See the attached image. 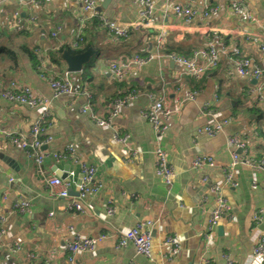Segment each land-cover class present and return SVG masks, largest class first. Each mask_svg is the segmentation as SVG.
I'll list each match as a JSON object with an SVG mask.
<instances>
[{
    "label": "crops",
    "instance_id": "obj_1",
    "mask_svg": "<svg viewBox=\"0 0 264 264\" xmlns=\"http://www.w3.org/2000/svg\"><path fill=\"white\" fill-rule=\"evenodd\" d=\"M94 1L93 11L87 12L83 0H0V89L16 82L51 99L45 135L53 139L46 149L60 152L72 145L78 154L77 160L49 155L40 171L8 137L12 132L28 134L40 108L0 99V216L5 218V242L21 244L18 252L0 249V264H200L203 258L225 264V255L251 264L253 236L264 233V173L244 161L232 166L234 148L228 139L238 135L247 142V158H264V80L239 74L235 61L249 57L264 64V0H242L241 9L232 0H175L198 10L191 19L175 12L171 0H150L149 26L142 24L144 3ZM101 19L128 26L129 35L115 39ZM80 36L85 42L74 47ZM64 46L82 49L78 53L92 47L95 54L80 72L69 73L73 92L53 97L49 81L67 72L64 50L59 52ZM212 48L218 52V65L199 78L169 56L176 52L193 57L195 51ZM26 49L36 52L37 59ZM137 54L152 58L143 66L130 64L117 79L111 63ZM197 61L206 64L208 56L199 54ZM133 91L135 97L120 109L113 128L96 124L81 111L88 102L85 93L92 94L95 115L105 117L115 99ZM151 97L163 99L172 112L161 135L143 116ZM225 120L215 135L199 131ZM115 130L120 136L128 134L129 141L116 140ZM159 146L175 172L171 186L156 173L154 150ZM198 155L212 156L214 164L194 167ZM81 162L97 168L95 178L103 186L77 211L69 204L77 197ZM70 171V196L62 197L46 178H65ZM227 173L236 186L226 182ZM214 185L222 188L231 216L210 232ZM18 199H29L31 209L16 213ZM258 210L262 212L255 220ZM142 221L153 222L149 257L133 243L118 244L122 234ZM102 233L108 237L95 249L70 259L66 245L76 234ZM168 236L179 244L173 254L164 244Z\"/></svg>",
    "mask_w": 264,
    "mask_h": 264
},
{
    "label": "built area",
    "instance_id": "obj_2",
    "mask_svg": "<svg viewBox=\"0 0 264 264\" xmlns=\"http://www.w3.org/2000/svg\"><path fill=\"white\" fill-rule=\"evenodd\" d=\"M137 2L144 3L146 5V9L143 11L144 24L145 26L150 25V16L152 11V4L150 0H136ZM175 1V0H171ZM234 6L236 8H243L242 0H232ZM84 10L87 12H92L94 9L95 1L94 0H83ZM173 10L177 13H180L191 19L196 14H198V10L190 5H183L178 2H174L172 6ZM205 15L208 12L204 13ZM103 24L107 25L110 29V33L114 36L115 39H121L127 37L130 33V28L128 26H121L114 21H109L108 19H101ZM83 41V37H77L76 41H74L73 46L77 47L79 42ZM162 42V36H159L158 43ZM195 55L193 57H187L184 55H180L179 53L173 52L169 56L177 61L178 63L185 66L189 72V74L195 78L201 77L205 74L210 68H215L218 65V52L212 48L210 50H198L194 52ZM260 53L262 58L264 59V42L261 43ZM199 54H204L208 56V62L206 64H201L197 61V56ZM151 55L140 56L135 55L132 59H128L127 61H119L111 63V69L113 74L117 79H122L125 75V70H127L130 64L134 63L138 66H143L151 60ZM236 68L239 74L241 75H249L253 76L257 80H264V64L261 62H256L252 58L242 57L237 58L236 60ZM70 72H65L60 78L51 79L49 81V85L53 92V97H58L62 94L72 93L73 85L69 78ZM264 88L260 87V98L264 103ZM88 102L81 108L83 113L90 114L96 124L100 126H109L111 128L114 127V119L118 116L119 111L123 108L127 102L133 99L136 95L135 91L130 92L129 94L117 98L113 101L112 110L105 117H98L95 115L94 110L92 108V94L85 93ZM190 97L193 98V95ZM0 99L7 100L10 102H15L22 105H27L30 107H39L40 108V116L36 122H34L28 132V134L24 133H9L8 137L14 144L18 145L20 148L26 151V153L32 157L39 170L42 171V164L45 158L49 155H52L56 159L62 158H73L75 160L78 159V154L76 149L72 145H67L64 150L60 152H49L46 149V146L53 139L52 136L45 135L46 130V122L49 120L51 116L50 111V103L51 99L43 98L39 96L30 86L28 85H18L16 82H12L9 86L0 89ZM171 110L165 108L163 99L157 98L154 99L151 97V102L149 106L143 111V116L151 123L154 130L158 135H161L167 131L168 124L166 120L171 115ZM228 123L227 120L223 122H217L214 125L206 126L199 131H205L210 135H215L221 132L224 126ZM114 137L116 140H119L122 143H127L129 141V135H118L114 133ZM229 144L234 148L233 151V162L232 166L240 162H246L250 166L257 167L262 170L264 173V158L262 159H253L247 158L245 156L247 152V142L239 137L238 135L230 136ZM237 149H241L245 153H239ZM154 153L156 155V173L160 176L167 185H172L175 177V172L173 167L168 161L167 155L163 148L160 146L155 148ZM214 160L212 156L208 155H198L194 159L193 166L194 167H202L205 165H213ZM97 172V168L94 165H88L86 163L81 162V182L77 187V197L74 201L69 204V209H74L77 211H83L84 205L83 201L89 194H94L98 192L103 184L96 180L95 175ZM69 176L62 178L59 175L52 174L47 176L46 182L51 190H58V194L62 197H69L71 190V178L70 176L74 175L73 171H70ZM226 182L231 183L233 186H236L237 183L234 181L231 173H227ZM256 187V185H254ZM211 193L215 195L216 205L214 209L211 211L209 216V226L208 230L211 232L218 225L219 221L224 217H230L231 206L228 200L222 194V188L219 185H214L211 188ZM31 201L29 199H18L13 204V210L16 213H25L31 209ZM111 211V210H110ZM262 210H258L254 214V219L258 220L260 217ZM5 218L0 216V249L3 247L9 248L12 252H18L21 250V244L15 242L13 244H9L5 242V228L3 226ZM153 224L152 221H142L136 224L134 227L126 231L122 234L118 239V244L121 246H125L129 243H133L137 249V252L149 257L152 253L153 248V236L151 234V230L149 227ZM108 237L107 233H102L96 237H82L78 234L75 235L74 239L67 243L66 250L70 254V259H72L73 255L79 251L84 250H93L95 249L101 242H103ZM254 246L252 253V263L251 264H262L264 262V233H258L253 236ZM164 244L170 248V254L175 253L178 250L179 244L175 242L172 236H168L164 242ZM46 264H50L47 262ZM200 264H213L210 259L203 258L200 261ZM225 264H239L233 260H231L227 255H225Z\"/></svg>",
    "mask_w": 264,
    "mask_h": 264
},
{
    "label": "water",
    "instance_id": "obj_3",
    "mask_svg": "<svg viewBox=\"0 0 264 264\" xmlns=\"http://www.w3.org/2000/svg\"><path fill=\"white\" fill-rule=\"evenodd\" d=\"M94 54L95 50L92 47H89L87 50L77 54H72L69 50L65 49L62 52V58L67 63L68 72H80ZM255 80L257 81V79Z\"/></svg>",
    "mask_w": 264,
    "mask_h": 264
},
{
    "label": "trees",
    "instance_id": "obj_4",
    "mask_svg": "<svg viewBox=\"0 0 264 264\" xmlns=\"http://www.w3.org/2000/svg\"><path fill=\"white\" fill-rule=\"evenodd\" d=\"M84 42H85V38L83 37V41H82V42H79V43L82 44V43H84ZM81 44H79V46H81ZM79 46H78V47H79ZM65 47H66V46L61 47V48L59 49V52H62V51L64 50ZM67 49H68L69 52H71V53H78V52L82 51V49L73 48L72 46H71V47L68 46ZM26 51L29 52L30 56H31L34 60L37 59V54H36V52H34L33 50L30 51V50H28V49H26ZM140 56H141V55H140ZM83 77H84V78H87L86 75H85V72H84V74H83Z\"/></svg>",
    "mask_w": 264,
    "mask_h": 264
}]
</instances>
